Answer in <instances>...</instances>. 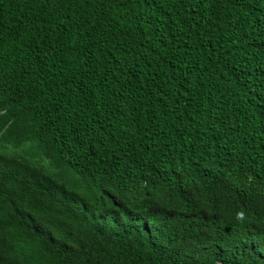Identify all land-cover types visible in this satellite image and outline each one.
Wrapping results in <instances>:
<instances>
[{"label": "trees", "instance_id": "16d2710c", "mask_svg": "<svg viewBox=\"0 0 264 264\" xmlns=\"http://www.w3.org/2000/svg\"><path fill=\"white\" fill-rule=\"evenodd\" d=\"M0 264H264V0H0Z\"/></svg>", "mask_w": 264, "mask_h": 264}]
</instances>
